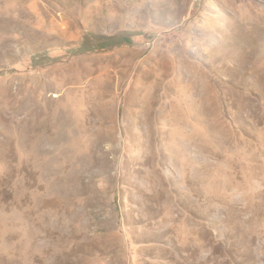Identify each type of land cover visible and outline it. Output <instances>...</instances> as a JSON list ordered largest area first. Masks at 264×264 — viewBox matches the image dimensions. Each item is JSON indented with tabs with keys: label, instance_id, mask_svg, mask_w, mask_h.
<instances>
[{
	"label": "rangeland",
	"instance_id": "374dc122",
	"mask_svg": "<svg viewBox=\"0 0 264 264\" xmlns=\"http://www.w3.org/2000/svg\"><path fill=\"white\" fill-rule=\"evenodd\" d=\"M0 264H264V0H0Z\"/></svg>",
	"mask_w": 264,
	"mask_h": 264
}]
</instances>
